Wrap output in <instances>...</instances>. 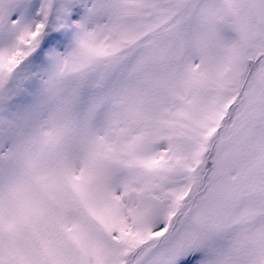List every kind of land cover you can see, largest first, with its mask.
I'll return each mask as SVG.
<instances>
[{
    "label": "snow or ice",
    "instance_id": "6c2138e0",
    "mask_svg": "<svg viewBox=\"0 0 264 264\" xmlns=\"http://www.w3.org/2000/svg\"><path fill=\"white\" fill-rule=\"evenodd\" d=\"M0 264H264V0H0Z\"/></svg>",
    "mask_w": 264,
    "mask_h": 264
}]
</instances>
